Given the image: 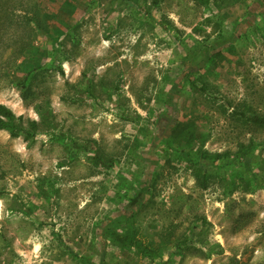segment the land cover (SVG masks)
Wrapping results in <instances>:
<instances>
[{
    "label": "rangeland",
    "instance_id": "rangeland-1",
    "mask_svg": "<svg viewBox=\"0 0 264 264\" xmlns=\"http://www.w3.org/2000/svg\"><path fill=\"white\" fill-rule=\"evenodd\" d=\"M0 103V264H264V0H0Z\"/></svg>",
    "mask_w": 264,
    "mask_h": 264
},
{
    "label": "trees",
    "instance_id": "trees-1",
    "mask_svg": "<svg viewBox=\"0 0 264 264\" xmlns=\"http://www.w3.org/2000/svg\"><path fill=\"white\" fill-rule=\"evenodd\" d=\"M131 4H136V0H127ZM3 12L10 13L9 8H3L1 9ZM27 24H30L31 21H35L34 17L32 15L27 14ZM31 43H27L26 49L20 53L19 56H22V64L30 69H28V76H30L33 72H35L37 69L41 68L44 64V58L42 60L35 58V55L33 56V49L31 50ZM36 48V46H34ZM27 52H30L31 54H27ZM26 55H23V54ZM206 58V57H205ZM24 60V61H23ZM252 121L257 123L258 125L264 126V114H255L251 117ZM29 121L28 125L30 127L27 129L26 127V121ZM38 128V123L36 120L26 119L23 114L17 115L13 111L8 108L7 105L0 103V130L5 129L10 132L12 136H19L20 134H25V139L28 140L33 136L34 131H36ZM206 185V184H204ZM141 194V193H140ZM137 201L140 202V196L138 195ZM142 250L145 253H149L150 256H153V252L148 250L146 246H143L140 244ZM77 254V253H75ZM78 255V254H77ZM164 264V263H161Z\"/></svg>",
    "mask_w": 264,
    "mask_h": 264
}]
</instances>
